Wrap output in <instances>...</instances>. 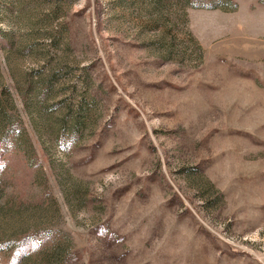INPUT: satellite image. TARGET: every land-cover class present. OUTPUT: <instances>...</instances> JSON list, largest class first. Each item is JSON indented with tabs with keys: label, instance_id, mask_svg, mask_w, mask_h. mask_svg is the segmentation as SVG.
Returning a JSON list of instances; mask_svg holds the SVG:
<instances>
[{
	"label": "rangeland",
	"instance_id": "374dc122",
	"mask_svg": "<svg viewBox=\"0 0 264 264\" xmlns=\"http://www.w3.org/2000/svg\"><path fill=\"white\" fill-rule=\"evenodd\" d=\"M0 96V264H264V0H0Z\"/></svg>",
	"mask_w": 264,
	"mask_h": 264
},
{
	"label": "trees",
	"instance_id": "16d2710c",
	"mask_svg": "<svg viewBox=\"0 0 264 264\" xmlns=\"http://www.w3.org/2000/svg\"><path fill=\"white\" fill-rule=\"evenodd\" d=\"M7 91L5 89L2 90V95L6 93ZM8 95V93H7ZM5 108L3 106L1 96H0V134L2 138L1 140L5 141H14V139L18 138L19 136H24L25 137V131L24 128L20 126H10L8 124V120L6 119L5 116ZM16 137V138H15Z\"/></svg>",
	"mask_w": 264,
	"mask_h": 264
}]
</instances>
